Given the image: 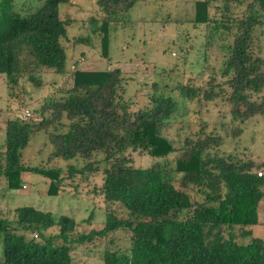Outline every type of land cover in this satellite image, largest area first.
I'll return each mask as SVG.
<instances>
[{"label": "trees", "instance_id": "16d2710c", "mask_svg": "<svg viewBox=\"0 0 264 264\" xmlns=\"http://www.w3.org/2000/svg\"><path fill=\"white\" fill-rule=\"evenodd\" d=\"M143 1L97 0L99 16L83 22L86 33L74 46H97L107 58L109 34ZM69 4L42 0L36 10L21 16L14 0H0V76L10 89L24 81L39 90L45 85L39 73H68L66 47L74 22L61 16V7ZM193 10L189 22L203 32V62L172 91L185 102L226 103L235 125L230 136L239 139L250 119L264 115V59L258 53L264 0H197ZM215 49L220 67L207 80L203 65L210 57L207 51ZM172 53L186 64L181 48ZM72 66V88L62 98L54 100L52 93L36 110L37 117L24 111L6 122L0 180L6 191H18L22 174L39 175L49 180L47 194L54 196L65 181L100 173L99 195L107 206L103 227L81 233L72 216L17 207L12 219L0 218V264H72L74 248L119 232L128 233L130 247L106 251L102 264H264V239L252 234L260 224L264 159L247 150L219 153L224 138L205 130L176 148L163 135L179 109L166 84L160 88L153 82L149 107L134 111L135 102L126 97L128 79L119 68L81 71L77 61ZM171 72H178L177 65L160 75ZM37 136L44 138L50 153L29 166L23 154ZM130 152L155 163L134 167ZM78 160L82 166L68 164L63 176L57 163ZM114 204L125 217L116 215ZM53 228L57 233L48 234Z\"/></svg>", "mask_w": 264, "mask_h": 264}, {"label": "rangeland", "instance_id": "374dc122", "mask_svg": "<svg viewBox=\"0 0 264 264\" xmlns=\"http://www.w3.org/2000/svg\"><path fill=\"white\" fill-rule=\"evenodd\" d=\"M70 1L71 4L61 7V16L65 19H73L74 22L69 29L67 41L69 47H66L68 73L62 77H57L50 71L39 73L41 81L45 84L39 90L24 81H21L16 88L10 89L5 77L0 76L1 152L4 150L6 122L21 116L24 111L30 113V118L37 117L36 110L43 105L44 100L50 99L49 95L52 93L57 96L54 100L62 98L72 88V65L77 61L78 69L81 71H106L119 68L128 79L125 87L126 97L132 98L135 102L134 111L149 107L153 82L156 81L160 88L166 84L167 94L178 101L179 109L173 118L174 121L164 127L163 135L176 148L183 147L186 138H195L198 132L205 130L222 135L224 138V144L219 153L247 150L254 158L264 159V115L250 119L246 123L243 135L239 139H233L230 136V130L235 125L230 123L226 103L220 100L209 104L196 100L185 102L177 90L172 91L177 84H183L186 81V73L190 75L197 71V68L199 70L203 62V55L200 52L203 32L201 29L192 28V23L189 22L193 18V3L197 0H144L138 3L123 20V25L109 34L107 58L102 56L97 46L90 47L83 44L74 46L73 44L79 35L86 33L83 22L86 23L91 17L99 16L97 0ZM41 2L42 0H14V10L21 16H25L34 7L36 10ZM242 10L243 8H239L237 11ZM167 16H169L168 19ZM261 32L258 53L264 59V26L261 27ZM180 48L182 58L187 59L184 66L176 58L178 57L176 52L180 51ZM185 51L187 55L184 57ZM172 52L176 53V57ZM207 53L210 57L203 65L202 77L208 80V75L218 73L221 55L216 49L213 52L208 50ZM173 65H177V73L160 75L162 69L166 71L173 69ZM200 78L201 76L198 77ZM140 87H142L141 92L134 95ZM49 153V148L44 146V138L37 136L24 151L23 161H28L29 166H36L45 161ZM130 157L133 166L137 168L148 167L155 163L150 157L138 152H130ZM172 161V159L167 160V164ZM68 164L82 166L83 163L80 160L59 161L57 165L64 169L65 177H67ZM261 172L264 175V170ZM21 179L23 185L18 191H6L4 182L0 180V218L12 219L15 208L31 206L57 215L72 216L76 220L77 231L81 233L103 227L107 206L103 202V197L99 195L100 173H86L83 177L77 175L74 180L65 181L61 191L54 196L47 194L48 179L29 173L22 174ZM262 191L264 193V187ZM192 192L194 197L195 192ZM111 206L117 216H126L118 204ZM259 208V222L264 226V197ZM91 214L92 218L88 223L87 220ZM261 229V231L256 230L258 233L253 236L264 239V227ZM56 233L55 228L48 231V234ZM110 235L105 238L96 237L91 243L74 248L71 254L72 264H102L106 251L118 249L125 251L130 247L126 238L128 233L125 235L119 232L114 237ZM110 238L114 242L109 243ZM117 238L119 239L116 240Z\"/></svg>", "mask_w": 264, "mask_h": 264}, {"label": "crops", "instance_id": "0c3cea01", "mask_svg": "<svg viewBox=\"0 0 264 264\" xmlns=\"http://www.w3.org/2000/svg\"><path fill=\"white\" fill-rule=\"evenodd\" d=\"M258 215H259V213H260V208H258ZM260 223V222H259ZM263 223H260L259 225H257V226H255V227H253L252 228V230H254V231H252V234L254 235V234H256V233H258V232H256V230H258V231H261L262 229V227H264L263 225H262ZM262 226V227H261Z\"/></svg>", "mask_w": 264, "mask_h": 264}, {"label": "built area", "instance_id": "2783aa9c", "mask_svg": "<svg viewBox=\"0 0 264 264\" xmlns=\"http://www.w3.org/2000/svg\"><path fill=\"white\" fill-rule=\"evenodd\" d=\"M30 115V113L28 112V111H25V116H29ZM261 174H259V176H260Z\"/></svg>", "mask_w": 264, "mask_h": 264}]
</instances>
